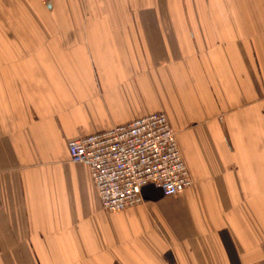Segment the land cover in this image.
<instances>
[{"label": "crops", "instance_id": "1", "mask_svg": "<svg viewBox=\"0 0 264 264\" xmlns=\"http://www.w3.org/2000/svg\"><path fill=\"white\" fill-rule=\"evenodd\" d=\"M7 1L0 264H264V0ZM153 112L193 182L109 212L66 143Z\"/></svg>", "mask_w": 264, "mask_h": 264}, {"label": "built area", "instance_id": "2", "mask_svg": "<svg viewBox=\"0 0 264 264\" xmlns=\"http://www.w3.org/2000/svg\"><path fill=\"white\" fill-rule=\"evenodd\" d=\"M165 116L153 112L67 141L69 160L86 165L103 209L116 212L141 203L146 185L168 196L192 184Z\"/></svg>", "mask_w": 264, "mask_h": 264}, {"label": "rangeland", "instance_id": "3", "mask_svg": "<svg viewBox=\"0 0 264 264\" xmlns=\"http://www.w3.org/2000/svg\"><path fill=\"white\" fill-rule=\"evenodd\" d=\"M18 0H16V2H17ZM14 0H8L7 1V3H8V12L10 11V9L12 8V6L11 5H13L14 4ZM30 6V1L28 2V1H25V0H23V8L25 7V6ZM15 7H17L18 8V3H16V6ZM26 9L24 8V11H25Z\"/></svg>", "mask_w": 264, "mask_h": 264}, {"label": "water", "instance_id": "4", "mask_svg": "<svg viewBox=\"0 0 264 264\" xmlns=\"http://www.w3.org/2000/svg\"><path fill=\"white\" fill-rule=\"evenodd\" d=\"M148 187H151V188H152L153 186H152V185H146V186L142 187V189H141L142 198H143V196H144V194H143V190H144L145 188H148ZM153 188H155V187H153ZM155 189H156V188H155ZM156 191H159V192H160L159 194H162L159 188H157Z\"/></svg>", "mask_w": 264, "mask_h": 264}]
</instances>
